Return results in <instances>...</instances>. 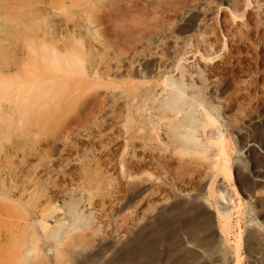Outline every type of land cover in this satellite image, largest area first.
Returning <instances> with one entry per match:
<instances>
[{
    "label": "bare ground",
    "instance_id": "1",
    "mask_svg": "<svg viewBox=\"0 0 264 264\" xmlns=\"http://www.w3.org/2000/svg\"><path fill=\"white\" fill-rule=\"evenodd\" d=\"M161 1H2L0 28L19 35L0 38V264H71L96 250V264L106 263L145 221L175 205L171 179L198 181L215 195L218 172L233 176L213 59L225 55L235 88L248 97L259 67L248 52L257 51L253 37L264 42V0H220L221 18L204 13L172 40L171 57L154 58L149 79L131 88L118 79L124 65L111 45L146 35L150 25L132 21L157 17ZM208 21L226 37L214 38ZM235 62L250 65L237 71ZM150 168L163 175L145 176ZM215 218L221 237L229 215ZM186 244L207 254L196 241ZM230 259L211 264H241Z\"/></svg>",
    "mask_w": 264,
    "mask_h": 264
},
{
    "label": "rangeland",
    "instance_id": "2",
    "mask_svg": "<svg viewBox=\"0 0 264 264\" xmlns=\"http://www.w3.org/2000/svg\"><path fill=\"white\" fill-rule=\"evenodd\" d=\"M2 1L5 3V0H0V20L4 19L2 7L6 5ZM221 2L212 0L210 6L201 10L198 0H162L157 17L144 16L132 21L141 26L148 23L151 30L146 35H135L130 41H113V56L124 65L118 79L126 81L131 88L149 79L153 59L171 57L173 39L184 38L194 22L209 10L214 11L218 18L222 17L226 5ZM127 4V1L122 3L123 11H126ZM234 11L233 8L227 10L228 13ZM247 13L248 10L242 13L243 20H246ZM118 23L121 27L128 25L127 13L119 16ZM208 24L207 31L214 38L226 37L222 31H215L212 22L208 21ZM15 35L19 34L0 28L1 39L17 38ZM19 37L24 40L23 33ZM252 41L257 51L249 50V62L252 66L258 62L259 67L257 73L254 71L255 78L249 86L248 97L235 88L230 70L232 65L225 55L213 59L220 79L217 94L224 99V114L228 120L225 127L229 136L228 166L233 173V176H229L218 172L211 188L221 196L218 192L213 195L211 189H202L198 181L183 186L176 177L171 179L167 185L173 189L176 197L172 202L177 203L161 213L155 221H145L138 233L133 234L103 264H211L217 258L230 261L231 257L239 258L241 264H264V180H260L264 178V62L261 52L264 42L255 37ZM228 49L229 44L224 51L228 52ZM139 60L141 71L136 67ZM186 65L188 69L192 68V62H186ZM249 65L233 64L237 71L241 70V66L247 69ZM163 88L164 85H161L158 91ZM250 140L253 145L248 147ZM254 167L263 172L255 171ZM145 174L153 179L163 175L156 168L147 169ZM182 191H190L193 195L182 197ZM226 209L230 210V214L225 213ZM218 212L223 216L229 215V222L224 226L221 237L215 218ZM186 240L200 243L207 249V254L204 256L192 249ZM101 252L96 250L80 259L75 258L71 264L99 263ZM257 254L258 259L255 258ZM231 264L234 263L231 261Z\"/></svg>",
    "mask_w": 264,
    "mask_h": 264
}]
</instances>
